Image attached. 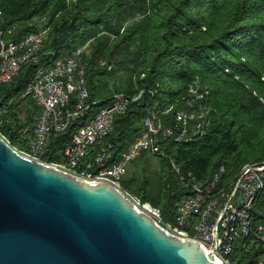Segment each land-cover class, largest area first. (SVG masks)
<instances>
[{"label":"trees","instance_id":"1","mask_svg":"<svg viewBox=\"0 0 264 264\" xmlns=\"http://www.w3.org/2000/svg\"><path fill=\"white\" fill-rule=\"evenodd\" d=\"M0 5L7 37L20 39L50 26L44 61L53 57L51 51L65 57L87 46L90 101H98L94 111L117 92L138 96L145 90L116 119L108 137L115 153L145 131L155 104L179 102L197 79L211 89L209 131L189 142L164 141L167 156L144 153L132 164L155 156L158 173L137 177L130 175L131 166L124 179L127 190L161 209L164 223H174L178 202L194 193L193 177L206 185L224 164L227 181L245 164L264 161V0H0ZM39 65H25L12 82L0 85V132L22 152L30 151L35 136L39 107L27 89ZM120 70L128 73L126 85L112 82ZM24 102L34 106L27 118L20 108ZM74 131L71 126L54 134L46 162L66 161ZM253 214L264 222V190ZM263 258L264 241L256 235L238 240L231 254L233 264H260Z\"/></svg>","mask_w":264,"mask_h":264},{"label":"built area","instance_id":"2","mask_svg":"<svg viewBox=\"0 0 264 264\" xmlns=\"http://www.w3.org/2000/svg\"><path fill=\"white\" fill-rule=\"evenodd\" d=\"M3 15L0 5L2 22ZM15 29L16 26L9 33ZM49 29L47 26L14 39L7 37L6 30L0 26V85L12 82L25 65L40 63L27 89V94L39 107L28 155L45 161L54 134L74 126L73 138L66 150L67 159L54 163L57 166L87 181L115 185L173 233L198 240L224 264H233L231 254L238 240L256 235L264 241V222L256 221L253 214L256 200L264 190V161L245 164L236 177L227 181H223L227 172L224 164L206 185L197 183L193 177L194 193L178 202L174 223H164L160 208L143 202L124 187L130 167L142 154L167 156L162 146L164 141L189 142L209 131L214 107L211 89L206 84L197 79L179 102L155 104L154 111L146 118L145 131L122 153H115L108 137L116 128V119L126 113L145 90L138 96L117 92L109 103L94 111L98 101H90L88 66L84 59L87 46L76 48L65 57L51 51L53 57L44 61L42 51ZM98 144L102 145L99 150ZM260 264H264V258Z\"/></svg>","mask_w":264,"mask_h":264},{"label":"water","instance_id":"3","mask_svg":"<svg viewBox=\"0 0 264 264\" xmlns=\"http://www.w3.org/2000/svg\"><path fill=\"white\" fill-rule=\"evenodd\" d=\"M0 264H224L109 182L17 149L0 132Z\"/></svg>","mask_w":264,"mask_h":264},{"label":"rangeland","instance_id":"4","mask_svg":"<svg viewBox=\"0 0 264 264\" xmlns=\"http://www.w3.org/2000/svg\"><path fill=\"white\" fill-rule=\"evenodd\" d=\"M127 71L120 70L117 75L112 76V82H118L119 84H127ZM22 111V117L27 118L34 112V106L29 102H24L20 105ZM27 153V152H25ZM139 161V160H138ZM137 162V161H136ZM159 172V160L155 156H150L149 161L135 163L130 169V175L142 177L145 173L156 174Z\"/></svg>","mask_w":264,"mask_h":264}]
</instances>
